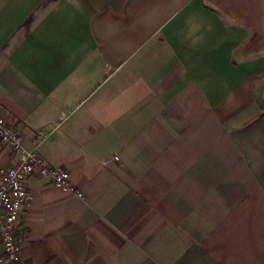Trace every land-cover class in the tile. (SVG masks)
Returning a JSON list of instances; mask_svg holds the SVG:
<instances>
[{
	"label": "crops",
	"instance_id": "obj_1",
	"mask_svg": "<svg viewBox=\"0 0 264 264\" xmlns=\"http://www.w3.org/2000/svg\"><path fill=\"white\" fill-rule=\"evenodd\" d=\"M262 79L264 0H0V117L83 194L27 178L19 264H264Z\"/></svg>",
	"mask_w": 264,
	"mask_h": 264
},
{
	"label": "built area",
	"instance_id": "obj_2",
	"mask_svg": "<svg viewBox=\"0 0 264 264\" xmlns=\"http://www.w3.org/2000/svg\"><path fill=\"white\" fill-rule=\"evenodd\" d=\"M0 146L11 149L15 155L12 166H0V264H19L22 244L16 234L17 226L21 213L33 199L26 186L27 178L47 179L56 188L78 198H83V194L72 186L66 169L46 165L35 149L23 147L21 135L2 117Z\"/></svg>",
	"mask_w": 264,
	"mask_h": 264
},
{
	"label": "water",
	"instance_id": "obj_3",
	"mask_svg": "<svg viewBox=\"0 0 264 264\" xmlns=\"http://www.w3.org/2000/svg\"><path fill=\"white\" fill-rule=\"evenodd\" d=\"M263 88H264V79H262L255 87L256 102L264 110Z\"/></svg>",
	"mask_w": 264,
	"mask_h": 264
}]
</instances>
